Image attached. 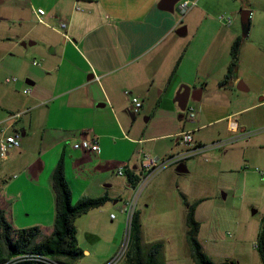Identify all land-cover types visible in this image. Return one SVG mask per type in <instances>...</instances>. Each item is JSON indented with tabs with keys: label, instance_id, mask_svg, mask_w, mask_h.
<instances>
[{
	"label": "crops",
	"instance_id": "crops-1",
	"mask_svg": "<svg viewBox=\"0 0 264 264\" xmlns=\"http://www.w3.org/2000/svg\"><path fill=\"white\" fill-rule=\"evenodd\" d=\"M185 1L189 5L184 9ZM236 1L182 0L171 11L161 6L162 0H0V125L21 134V146L0 158V206L15 228L37 226L46 235L53 231L52 175L62 157L74 202L110 197L87 214L103 213L111 204L125 213L124 202L134 191L130 174L139 176L141 155L149 151L151 140L181 141L186 126L176 122L178 113L190 121L186 109L196 107L189 130L218 121L227 122L229 131L240 130L233 118L246 108L211 94L227 93L236 83L248 88L239 80L243 65L264 93V0H248V6ZM39 8L46 10V23L39 20ZM239 9L252 11L248 47L242 48L235 77L221 85L240 36ZM221 14H232L236 23L218 19ZM3 75L17 80L2 83ZM27 87L30 94L24 92ZM186 87L191 96L182 109L180 96ZM132 96L143 101L140 112L147 120L157 118L161 134L139 136ZM94 135L98 152L76 147ZM169 151L168 146L157 155L163 158ZM17 161L7 173L5 167ZM121 166L126 174L118 173ZM13 170L20 173L6 182L5 175ZM22 195L48 199V222L16 215Z\"/></svg>",
	"mask_w": 264,
	"mask_h": 264
},
{
	"label": "rangeland",
	"instance_id": "rangeland-1",
	"mask_svg": "<svg viewBox=\"0 0 264 264\" xmlns=\"http://www.w3.org/2000/svg\"><path fill=\"white\" fill-rule=\"evenodd\" d=\"M181 2L179 0L175 7ZM236 3L248 6V0H237ZM221 15L232 18L233 23L237 19L243 38L239 68L242 48L248 47V42H245L248 35H243L241 9L236 19L232 14ZM239 74V80L247 86L249 84V89H241L236 83L233 90L227 93L211 95L240 103L241 108H246L233 118L239 120L240 130L229 131L227 122L218 121L197 127L190 145L177 142L175 137H162L148 144L146 150L156 155H161L160 150L169 146L167 155L160 157L162 161L180 154L188 170L178 172L177 163L169 164L150 178L139 195H136L138 188H134L133 195L128 198L123 195L127 199L122 208L129 207L134 200L135 210L140 212V245L145 256L154 246L161 263L197 264L187 241L186 224L188 207L197 204L201 223L199 239L214 262L263 264L256 242H259L264 224V93H259L255 87L246 65L239 68ZM6 76L3 75L2 83H5ZM195 112L197 114L196 107ZM137 114L134 126L139 136L162 133L155 125L156 117L147 120L141 112ZM180 114L183 113L177 114L176 122L185 125V130L194 128L191 121L179 118ZM244 120H247L245 125ZM152 144L157 147L152 149ZM197 144L203 146L192 150ZM18 162L7 165L6 172ZM19 173V170H13L5 175L4 180L9 182L13 174ZM49 210L50 203L42 195L38 200L19 196L15 207L16 215L22 217V214H29L25 217L34 222L38 219L48 222ZM122 211L125 213L111 204V208L103 213H86L76 219L78 245L84 254L71 264H109L119 259V264H128L126 251L130 243V224L127 211ZM66 260L62 258V261Z\"/></svg>",
	"mask_w": 264,
	"mask_h": 264
},
{
	"label": "trees",
	"instance_id": "trees-1",
	"mask_svg": "<svg viewBox=\"0 0 264 264\" xmlns=\"http://www.w3.org/2000/svg\"><path fill=\"white\" fill-rule=\"evenodd\" d=\"M248 31L249 27L246 28V36ZM242 41L243 38L239 36L232 45L231 62L222 85L236 75ZM199 146L203 145H196V148ZM138 180L139 176L130 174L132 186H135ZM52 186L56 197V214L54 228L49 235L44 234L37 226L15 228L9 221L5 209L0 206V264H51L52 262L71 264L84 254L78 245L76 219L94 208L103 206L110 197L108 195L85 197L74 202L72 190L66 178L63 157L53 172ZM196 209L197 204L189 206L186 216L187 241L191 255L197 264H215L206 254L199 239L201 223L196 218ZM140 229V212L135 210L130 222V243L126 251L128 264H164L157 259L154 246L146 256L144 255L140 245ZM256 246L260 250L264 264V224ZM28 254L33 255L34 258L24 259ZM62 258L67 260L62 261Z\"/></svg>",
	"mask_w": 264,
	"mask_h": 264
},
{
	"label": "built area",
	"instance_id": "built-area-1",
	"mask_svg": "<svg viewBox=\"0 0 264 264\" xmlns=\"http://www.w3.org/2000/svg\"><path fill=\"white\" fill-rule=\"evenodd\" d=\"M189 5V1H185L182 4V7L185 9L187 8ZM78 9H80V7H77ZM36 13L39 17L40 22L42 23H46L44 20V16L46 14V10L43 8H39L36 10ZM219 18L221 20H225L228 23H231V18H226L225 15H220ZM61 26L63 28L67 27L66 23H62ZM66 36L67 33H66ZM34 64H39L40 62L38 60H34L33 61ZM17 77H7L6 78V82H12V81H16ZM25 93L30 94L32 92L31 87H27L24 90ZM127 94H131L130 91H126ZM132 103H133V111L135 114L139 113L142 106H143V101L138 97V96H132ZM186 113H187V117L190 121H194L196 118V112H195V107L194 106H188L186 109ZM15 116H19L15 115ZM233 125H236L235 122H232ZM193 130H185L183 132H181L179 134V139L186 143V144H191L194 141V137H193ZM21 146V134L19 132H8L7 127L0 125V158H6L10 152L15 149V148H19ZM218 146H220L218 144ZM76 147H81L83 148L85 151H91V152H98L100 150V144H99V140H98V136L94 135V136H90V137H85L83 139H81V141L76 145ZM196 148V145L194 147H192L191 149L194 150ZM190 149V150H191ZM184 159V157H182V155H171L167 158L166 161H162V159L155 155L154 153L150 152V151H143L142 155H141V162H140V174H139V180L137 182V184L134 186V188H138L137 189V193L136 195H139L141 189L146 186V184L149 182L150 178L157 173L161 168L169 165V164H173V163H177V165L179 163L182 162V160ZM126 167L125 166H121L118 170L119 174H125ZM264 175V173H263ZM124 210L127 211L128 213V223L130 224L131 222V218L132 215L135 211V205H134V200L130 203L129 207H125L123 208ZM25 257H28V259H32L34 258L33 255L28 254ZM21 259V258H19ZM120 259L119 260H115L109 264H119ZM51 264H58L56 262H52Z\"/></svg>",
	"mask_w": 264,
	"mask_h": 264
},
{
	"label": "water",
	"instance_id": "water-1",
	"mask_svg": "<svg viewBox=\"0 0 264 264\" xmlns=\"http://www.w3.org/2000/svg\"><path fill=\"white\" fill-rule=\"evenodd\" d=\"M178 1L179 0H162L161 6L164 9L173 11L175 9V4ZM251 14H252V11L250 9H243L241 11V19H242L244 37H246V28L249 27V24H250ZM26 44H27V42H23V45H26ZM239 87H241V86H239ZM190 96H191L190 88L186 87L180 96V100H182V102H183V105H181L182 109H186V106H187V103H188ZM176 170L178 172H186L188 169L186 167V164L184 162H181L177 165Z\"/></svg>",
	"mask_w": 264,
	"mask_h": 264
},
{
	"label": "bare ground",
	"instance_id": "bare-ground-1",
	"mask_svg": "<svg viewBox=\"0 0 264 264\" xmlns=\"http://www.w3.org/2000/svg\"><path fill=\"white\" fill-rule=\"evenodd\" d=\"M25 258H27V259H28V257H24V259H25ZM21 259H23V258H21ZM24 261H25V260H24Z\"/></svg>",
	"mask_w": 264,
	"mask_h": 264
}]
</instances>
